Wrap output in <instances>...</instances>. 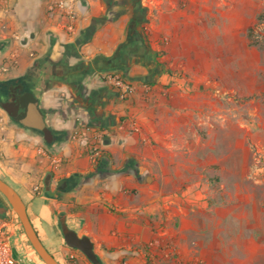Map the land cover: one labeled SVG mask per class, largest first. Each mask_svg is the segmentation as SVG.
I'll list each match as a JSON object with an SVG mask.
<instances>
[{
  "label": "crops",
  "instance_id": "1",
  "mask_svg": "<svg viewBox=\"0 0 264 264\" xmlns=\"http://www.w3.org/2000/svg\"><path fill=\"white\" fill-rule=\"evenodd\" d=\"M219 1L77 0L68 32L67 20L48 10L53 0H0V81L28 73L47 126L58 136L47 147L0 112V179L20 196L38 238L59 264L81 254L64 245L55 223L60 213L90 239L104 264H228L220 232L234 217L218 213L198 189L203 167L227 162L220 161L210 136L218 114L195 113L207 96L185 90L176 62L182 50L175 49L188 30L198 36L203 23L217 19ZM169 35L165 47L162 38ZM103 72L119 73L135 92L120 100L99 80ZM142 84L151 86L149 94ZM131 123L137 131L127 134ZM84 126L112 132L100 142L96 161L71 138ZM257 134L249 126L236 128L242 143ZM258 146L264 152V143ZM48 175L49 192L43 186ZM64 179L70 180L67 189L52 191ZM256 209L253 204L251 216ZM14 215L0 194V219ZM249 220L238 228L256 245L264 240V214L258 224ZM7 240L18 264H35L20 225L9 227Z\"/></svg>",
  "mask_w": 264,
  "mask_h": 264
},
{
  "label": "rangeland",
  "instance_id": "2",
  "mask_svg": "<svg viewBox=\"0 0 264 264\" xmlns=\"http://www.w3.org/2000/svg\"><path fill=\"white\" fill-rule=\"evenodd\" d=\"M222 1L217 19L203 23L202 33L196 36L191 28L177 39L179 47L175 49L182 50V55L176 62L182 67L188 94L195 96L199 92L207 96L206 101L195 105V113L218 114L217 126L210 136L214 151L225 160L220 161L228 163L203 167L198 189L212 200L218 213L228 212L234 217L229 230L220 232L225 244L221 248L228 255L226 262L264 264V240L249 245L246 234L238 228L249 219L258 224L259 216L264 214V152L258 146L264 143V0ZM171 39L170 35L163 37V46L169 47ZM203 78L206 82H202ZM195 82L197 88L193 87ZM243 125L258 132L256 139L244 143L236 139V128ZM201 137L208 139L206 131ZM243 153L248 155L244 162ZM232 161L234 164H230ZM250 195L255 203L250 202ZM253 204L257 209L251 216ZM225 232L227 236L223 235ZM23 237L35 264H43ZM67 260L70 264H89L78 253Z\"/></svg>",
  "mask_w": 264,
  "mask_h": 264
},
{
  "label": "water",
  "instance_id": "3",
  "mask_svg": "<svg viewBox=\"0 0 264 264\" xmlns=\"http://www.w3.org/2000/svg\"><path fill=\"white\" fill-rule=\"evenodd\" d=\"M4 47L5 42L0 41V50ZM24 80L28 82L23 84L22 82ZM15 85H18L17 87H22L20 90L22 97L18 101V105L21 107L22 112L20 114H17L16 111L13 112L14 122L24 129L34 132L43 139V142L47 147H50L51 144L56 142L58 136L53 134L47 126L45 116L39 106L38 92L34 89V86L29 84L28 73L26 76L24 75L17 79L0 81V89L7 90L10 86ZM49 181L50 176L48 175L46 176L45 184L48 185ZM64 182L68 183L70 180L64 179L60 181V186H63ZM0 194L6 200L8 206L17 217L27 241L43 264H59L38 238L30 223L25 205L20 196L12 187L1 179ZM55 223L66 247L80 252L90 264H104L100 257L95 253L90 239L84 235L79 236L75 229L67 225L64 213H60L57 216ZM11 252L14 259L19 262V260L14 256L12 248Z\"/></svg>",
  "mask_w": 264,
  "mask_h": 264
},
{
  "label": "built area",
  "instance_id": "4",
  "mask_svg": "<svg viewBox=\"0 0 264 264\" xmlns=\"http://www.w3.org/2000/svg\"><path fill=\"white\" fill-rule=\"evenodd\" d=\"M76 2L77 0H53L48 7L49 11L58 13L60 18L67 20L66 30L68 32L72 31V23L77 18ZM2 71L3 67L0 66V72ZM99 80L104 85L114 90L120 100L128 99L136 90L135 86L124 79L119 73H100ZM141 89L145 94L151 92V86L148 84H142ZM83 130L82 134L79 131L74 132L71 138L79 141L83 146L87 147L89 156L92 160L96 161L101 155L99 148L100 142L104 138L110 136L112 132L109 128H95L92 126H84ZM135 131H137L135 125L131 123L128 126L126 133L129 134ZM87 133H90L92 136V141H89L86 136ZM14 223H17V217L15 215L13 217L0 219V264H18V261H16L12 255L11 246L7 240L8 229Z\"/></svg>",
  "mask_w": 264,
  "mask_h": 264
},
{
  "label": "flooded vegetation",
  "instance_id": "5",
  "mask_svg": "<svg viewBox=\"0 0 264 264\" xmlns=\"http://www.w3.org/2000/svg\"><path fill=\"white\" fill-rule=\"evenodd\" d=\"M26 82H28V81L24 80L22 83L26 84ZM29 84L31 85L30 82H29ZM17 86L16 85L10 86V88L7 90L0 89V112L5 114V116L7 117L8 121L10 123H14L17 126H20V125L16 124L13 120L14 119L13 118V114H14L13 112L14 111H16L17 114H20L22 112L21 107L18 105V101L22 97V93H20V90L22 87L21 86L17 87ZM51 184H52L51 180L49 181L48 185L45 184V180H44L43 186H44L45 191H47V192L50 191V185ZM53 186L54 187H53L52 191H57V192L61 193L67 189L69 184L64 182L63 186H60L59 182H55L53 184ZM17 224L20 225L18 219H17ZM21 231H23L22 228H21ZM22 235L24 236V233H22Z\"/></svg>",
  "mask_w": 264,
  "mask_h": 264
},
{
  "label": "trees",
  "instance_id": "6",
  "mask_svg": "<svg viewBox=\"0 0 264 264\" xmlns=\"http://www.w3.org/2000/svg\"><path fill=\"white\" fill-rule=\"evenodd\" d=\"M262 17H263V16H262ZM262 17H261V18H262ZM105 161H106V160L103 159V160L99 163V167H98V168H99V171L102 170L101 168H103V166L105 165V163H106Z\"/></svg>",
  "mask_w": 264,
  "mask_h": 264
}]
</instances>
